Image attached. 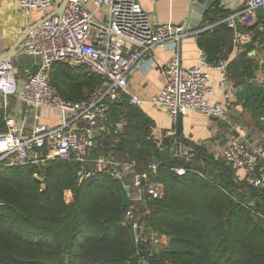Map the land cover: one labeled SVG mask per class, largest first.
<instances>
[{
  "label": "trees",
  "instance_id": "1",
  "mask_svg": "<svg viewBox=\"0 0 264 264\" xmlns=\"http://www.w3.org/2000/svg\"><path fill=\"white\" fill-rule=\"evenodd\" d=\"M226 14L217 4L207 21L215 23ZM250 29L246 33L254 36L248 50L231 62L232 78L252 80L261 68L248 54L259 41L256 28ZM232 36L221 24L203 31L198 43L216 63L232 50ZM51 81L73 101L85 99L101 83L88 68L66 63L53 66ZM244 107L252 123L246 135L254 140L256 128L264 131V84L246 97ZM123 108L128 116L124 103L112 106L115 113ZM145 120L135 131L129 127L112 150L120 160L139 161L141 172L148 163H159L149 177L164 184L163 195L147 203L151 212L144 216L141 240L126 220L132 204L127 192L107 171L80 183L82 164L74 160L0 167V264H264V191L235 181L223 158L203 150L190 162L174 158L154 140ZM101 143L93 156L109 154ZM177 166H186L187 175H176L172 168ZM67 191L73 193L72 202L66 201Z\"/></svg>",
  "mask_w": 264,
  "mask_h": 264
},
{
  "label": "built area",
  "instance_id": "2",
  "mask_svg": "<svg viewBox=\"0 0 264 264\" xmlns=\"http://www.w3.org/2000/svg\"><path fill=\"white\" fill-rule=\"evenodd\" d=\"M18 3L25 10L43 14L41 19L25 28L21 43L24 53L39 59V69L33 73L26 68L20 84L12 59L6 58L0 64V97H19L34 115L35 124L31 130H25L15 116H6V131L0 133V167L45 164L53 159L74 160L82 164L80 183L96 172L107 171L113 179L122 182L132 203L126 220L131 221L137 231L138 213L143 211L142 217L149 214L148 201L163 195V184L149 177V172L158 171L159 163L150 162L147 170L141 172V163L136 159L120 160L112 153L93 156L92 151L99 143L94 131L99 117L107 118L113 104L124 95L128 96L130 107L140 109L145 104L140 96L129 94V73L155 47H166L186 35L185 22L179 25L170 21L155 22L140 0H69L61 16L56 14L58 7L54 0H18ZM91 3L96 9L104 10L106 16L98 17ZM232 8L233 11L218 24L233 30L236 48L252 39L239 25L254 26L258 11H264V0H247L244 7ZM57 63L86 67L100 77L101 83L85 99L70 100L51 82V70ZM213 71L219 73L218 82L224 98L229 99V60L211 62L201 49L197 64L190 68H183L177 58L166 64L167 83L149 102L166 110L174 121L190 110L228 121L224 102L209 100L214 93ZM49 110L59 115L55 126L42 122L47 116L44 111ZM81 123L86 124L82 128L84 133L80 132ZM121 127L119 123L114 134H118ZM164 137L169 144L159 142L162 150L176 159L187 156V146L178 139L175 130H166ZM222 158L234 172L244 174L250 187L264 191V144L238 132L230 137ZM88 164L94 169H87ZM172 170L178 176L188 172L186 166ZM154 238L159 242L157 236Z\"/></svg>",
  "mask_w": 264,
  "mask_h": 264
},
{
  "label": "crops",
  "instance_id": "3",
  "mask_svg": "<svg viewBox=\"0 0 264 264\" xmlns=\"http://www.w3.org/2000/svg\"><path fill=\"white\" fill-rule=\"evenodd\" d=\"M140 1L144 9L149 12L152 20L155 22L170 21L179 25L183 24L186 20L188 0ZM246 1L247 0H232V2H230L229 0H219L210 11H213L217 4H219L228 14L216 21L215 23L217 24L209 23L206 16V20L203 21L197 31L189 29L186 35H183L180 39L166 47L157 46L150 53H147L142 57L137 67L129 73L128 91L129 94L138 95L146 102L140 109L131 108L128 106V96L124 95L125 97L123 96L119 102L124 103V106L128 111V116H126L127 112L125 108L121 110L122 112L115 113L111 107L107 118L99 117V121L94 131L97 132L98 135L94 134V136L98 142H102L101 144L104 146L105 150L110 149L109 153H112V150L118 146L119 137L121 135L127 137L129 127H132L131 130L135 131L136 126H140L145 119L147 120L145 121L151 126L154 135L153 138L157 143H165L166 139L164 134L166 130L172 129L176 131L178 139L184 142L187 146L188 154L183 158L187 162L194 160L199 150L205 151V154L211 155L216 159L222 158V152L231 136L238 132L248 134L250 128H248L247 125L250 124V116L248 115L247 110H245L244 103L249 94L258 91L259 87L264 84V71L262 70L264 64L263 10L258 11L257 23L254 26L246 27L243 24L239 25V28L245 33L253 27H255L258 32L256 37L259 41L253 48L250 47L251 49H249L248 52L249 56L255 57L261 65V68L255 71V78L252 80L245 78L243 80L232 78L231 62L238 58L245 50H248L247 44H250L252 41V39L245 41L240 46L234 48L233 36L232 50L228 53L227 58L220 59H228L230 62L229 99L224 98L223 90L218 82L219 73L217 71L212 72L211 85L214 89V93L209 96V100L211 102L216 100L224 102L228 109V121H222L217 118H208L203 113L196 110H190L188 114L179 116L177 121H174L166 110L149 102L151 98L158 94L167 83V73L165 72L166 64L173 58H177L178 60L180 56L181 66L183 68H190L196 65L200 50L202 49L198 43L199 35L203 31L214 30L217 26H220L221 24L218 23L224 20L233 11L232 7H236L237 9L242 8L245 6ZM54 2L57 7H60L64 0H54ZM90 5L98 17L104 18L106 16V13L103 12L104 10L96 9L92 3ZM55 11H57V9H55ZM42 17L43 14L39 12L21 8L18 0H0V59L3 56H8L6 58H9L10 55V58L15 65L16 75L20 84L23 83L25 77L24 70L26 68H29L33 73L39 69V59L24 53L20 42L24 36L25 28L31 22L37 21ZM246 34L251 35V37L254 36L252 31ZM260 41H262V43ZM255 81L257 82L255 83ZM0 113H2V119L0 117V121L3 120L2 124H4L5 118L8 115L15 116L25 130H31L35 124L34 115L24 106L17 96H9L8 98L0 97ZM44 113H46L47 116L43 117L42 122L50 126L58 124L59 115L54 110H49L48 112L44 111ZM119 123H122L120 132L114 134ZM85 125V123L80 124L81 133H84L82 128ZM5 129L0 124V133L4 132ZM252 137L260 143L261 140H264V131L259 133L254 131V136ZM203 164L204 159L199 161V165ZM234 173L235 181L240 182L245 180L243 173ZM69 192L73 199V193L71 191Z\"/></svg>",
  "mask_w": 264,
  "mask_h": 264
},
{
  "label": "water",
  "instance_id": "4",
  "mask_svg": "<svg viewBox=\"0 0 264 264\" xmlns=\"http://www.w3.org/2000/svg\"><path fill=\"white\" fill-rule=\"evenodd\" d=\"M69 0H64L62 5L57 8L56 14L58 16H61L64 12V10L67 7ZM219 2V0H188V10H187V16L184 26V33H187L189 29L192 31H197L199 27L202 25L203 21L206 20V16L209 13V11L214 7V5ZM22 43V40L21 42ZM8 56H3L0 59V64L5 60V58ZM10 58V55H9ZM179 63L181 65V58L179 56ZM257 81H255L256 83ZM95 135H98L97 132H94ZM144 217H141L138 221V228H137V234L139 235V239L141 240L143 237L142 233V225H143ZM145 244H142V247L144 248ZM143 252V251H142Z\"/></svg>",
  "mask_w": 264,
  "mask_h": 264
},
{
  "label": "rangeland",
  "instance_id": "5",
  "mask_svg": "<svg viewBox=\"0 0 264 264\" xmlns=\"http://www.w3.org/2000/svg\"><path fill=\"white\" fill-rule=\"evenodd\" d=\"M249 120V119H248ZM255 124H253V126H254ZM248 126V128H250L251 126H252V123L250 124V125H247ZM255 132H261L258 128H256V130H255ZM262 141L263 140H261V143H262ZM66 201L67 202H72L73 201V199H72V195H71V193L69 192V191H67L66 192ZM143 228V227H142ZM159 245V244H158Z\"/></svg>",
  "mask_w": 264,
  "mask_h": 264
}]
</instances>
